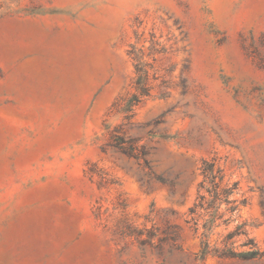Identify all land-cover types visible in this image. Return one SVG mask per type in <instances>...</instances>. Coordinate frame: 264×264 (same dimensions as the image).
Listing matches in <instances>:
<instances>
[{"label":"rangeland","instance_id":"1","mask_svg":"<svg viewBox=\"0 0 264 264\" xmlns=\"http://www.w3.org/2000/svg\"><path fill=\"white\" fill-rule=\"evenodd\" d=\"M0 264H264V0H0Z\"/></svg>","mask_w":264,"mask_h":264},{"label":"trees","instance_id":"2","mask_svg":"<svg viewBox=\"0 0 264 264\" xmlns=\"http://www.w3.org/2000/svg\"><path fill=\"white\" fill-rule=\"evenodd\" d=\"M130 54L131 53L130 51ZM135 71L137 74V80H136V90L138 92L137 95H134L132 99L130 100V104H137L140 101V98L142 96L148 95V89L146 87V81H147V70L145 69V66L141 64V62H138L135 66ZM133 149L125 150L124 153L133 157ZM144 154V153H142ZM201 175L203 176V181L199 185V188H203L204 184L207 183L209 187L206 188V191L209 193V200L206 201V210H209V220L206 222V224L203 227V233L201 234V242H200V256L201 258H204L207 255H215L218 258L221 259H239V260H253L257 259L261 256V253L256 249L254 242L252 239H247L244 241L241 246L247 247L248 250L245 252L237 253L234 250L233 243H231V239L235 236L239 235H245L243 231V225H238L236 227V230L233 232L228 233L225 238L223 239L222 243L223 248L217 249V248H211L208 243V234L211 231L212 224L214 223L215 219L220 218V214H218V211L222 204H225L226 206H229L227 208V211L233 212L236 210V207L234 206V201L230 200V196L235 190V186L231 187H224L223 189L218 190V184L216 183V179L221 180L220 171L213 170V163L204 161L201 166ZM160 182L165 183L167 182L164 179H160ZM203 196L200 197V203L197 205V207L203 208ZM196 207V206H195ZM194 212V208L190 209V213Z\"/></svg>","mask_w":264,"mask_h":264}]
</instances>
